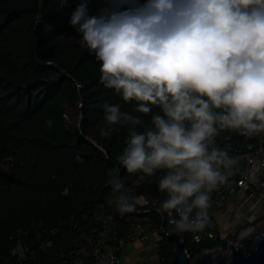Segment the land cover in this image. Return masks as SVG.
<instances>
[{
  "label": "trees",
  "instance_id": "16d2710c",
  "mask_svg": "<svg viewBox=\"0 0 264 264\" xmlns=\"http://www.w3.org/2000/svg\"><path fill=\"white\" fill-rule=\"evenodd\" d=\"M245 78L264 85V0H0V163L21 160L0 167V264H57L136 223L156 264L171 230L190 260L226 249L238 233L193 241L164 218L182 201L208 212L236 178L264 115Z\"/></svg>",
  "mask_w": 264,
  "mask_h": 264
},
{
  "label": "built area",
  "instance_id": "2783aa9c",
  "mask_svg": "<svg viewBox=\"0 0 264 264\" xmlns=\"http://www.w3.org/2000/svg\"><path fill=\"white\" fill-rule=\"evenodd\" d=\"M244 85L254 88L256 92L264 94V85L260 84L257 80L252 78H245L243 80ZM66 118V112L64 114ZM93 145L95 143L91 138H87ZM23 159H29L26 155ZM21 160L16 159L12 156L5 158L1 167L7 169L8 167L20 165ZM236 178L230 183L234 188L238 190H250L252 194L264 201V115L259 118V121L255 129V137L253 140L247 141L243 146V152L239 155V164L235 168ZM196 174V173H195ZM197 175V174H196ZM205 175V169L199 168L198 177L202 178ZM215 193L221 198L226 197L222 195L221 188L216 185ZM123 205L120 209H126L128 211V205L124 198ZM136 202L139 206L145 204L142 197L136 198ZM147 209H137L136 212H145ZM176 215H180L185 219L186 223L192 229V240L199 241L202 237L209 239H214L217 236L219 239L224 236L217 232V235L211 230H205L200 232L204 225L212 224L209 212H199L197 208L188 201H182L175 205L172 211H168L164 222L167 226L173 225L176 221ZM106 219L103 220L102 224L106 223ZM153 231L144 229L139 223L133 225V231L130 233L128 239L136 238L139 240H146L149 234ZM99 238L92 239L87 238L86 242L78 244L73 250V254L69 259H62L57 262V264H120V259L117 253L126 243L125 240L121 238H112L111 243H106L103 239V234H99ZM238 235L235 241H230V243H235L238 240ZM229 244V242H228ZM227 244V249H228ZM23 254L17 255V258L22 257Z\"/></svg>",
  "mask_w": 264,
  "mask_h": 264
},
{
  "label": "crops",
  "instance_id": "0c3cea01",
  "mask_svg": "<svg viewBox=\"0 0 264 264\" xmlns=\"http://www.w3.org/2000/svg\"><path fill=\"white\" fill-rule=\"evenodd\" d=\"M225 199L210 200L207 209L212 226L223 236L240 233L245 226L264 214V202L255 197L250 190H238L227 185ZM241 230V231H240ZM155 235L148 239L131 238L119 250L120 264H156Z\"/></svg>",
  "mask_w": 264,
  "mask_h": 264
},
{
  "label": "water",
  "instance_id": "95a60500",
  "mask_svg": "<svg viewBox=\"0 0 264 264\" xmlns=\"http://www.w3.org/2000/svg\"><path fill=\"white\" fill-rule=\"evenodd\" d=\"M249 231L250 228L241 231L235 243L229 242L226 254H215L212 257L211 251H217L216 248L192 260L185 252L183 240L178 239L174 231H168L166 235L173 248L170 258L163 264H264V230L254 238L247 235Z\"/></svg>",
  "mask_w": 264,
  "mask_h": 264
},
{
  "label": "rangeland",
  "instance_id": "374dc122",
  "mask_svg": "<svg viewBox=\"0 0 264 264\" xmlns=\"http://www.w3.org/2000/svg\"><path fill=\"white\" fill-rule=\"evenodd\" d=\"M65 108H66V121L68 125H70L73 128L76 127L78 119H79V112L77 109V105H71V104L66 103ZM256 219H257V222L254 225L247 227V228H250V231L248 232L247 235L253 236V238L256 237L260 232L264 230V214L259 215ZM247 228L245 227V229ZM226 252H227V248L224 250L218 249L217 251H211V256L213 257L215 254H226Z\"/></svg>",
  "mask_w": 264,
  "mask_h": 264
},
{
  "label": "clouds",
  "instance_id": "9594fccd",
  "mask_svg": "<svg viewBox=\"0 0 264 264\" xmlns=\"http://www.w3.org/2000/svg\"><path fill=\"white\" fill-rule=\"evenodd\" d=\"M143 9L145 10V11H153V10H160V7L159 6H153V5H150V4H144V6H143ZM84 41H86V40H84ZM79 106V103L77 104V107ZM7 157H9V156H7ZM6 157V158H7ZM13 157V156H12ZM15 158V157H14ZM2 163V162H1ZM1 163H0V167H1ZM2 168V167H1Z\"/></svg>",
  "mask_w": 264,
  "mask_h": 264
},
{
  "label": "bare ground",
  "instance_id": "6f19581e",
  "mask_svg": "<svg viewBox=\"0 0 264 264\" xmlns=\"http://www.w3.org/2000/svg\"><path fill=\"white\" fill-rule=\"evenodd\" d=\"M245 236H247V235H245Z\"/></svg>",
  "mask_w": 264,
  "mask_h": 264
}]
</instances>
